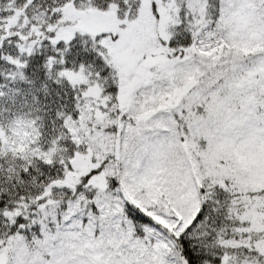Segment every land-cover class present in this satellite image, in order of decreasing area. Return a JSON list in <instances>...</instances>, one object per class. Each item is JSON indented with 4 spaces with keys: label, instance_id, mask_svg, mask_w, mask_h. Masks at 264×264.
<instances>
[{
    "label": "snow or ice",
    "instance_id": "obj_1",
    "mask_svg": "<svg viewBox=\"0 0 264 264\" xmlns=\"http://www.w3.org/2000/svg\"><path fill=\"white\" fill-rule=\"evenodd\" d=\"M0 264H264V0H0Z\"/></svg>",
    "mask_w": 264,
    "mask_h": 264
}]
</instances>
